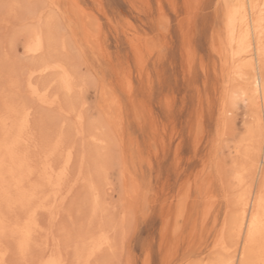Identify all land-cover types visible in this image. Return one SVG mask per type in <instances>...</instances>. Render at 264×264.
<instances>
[{"label": "rangeland", "instance_id": "374dc122", "mask_svg": "<svg viewBox=\"0 0 264 264\" xmlns=\"http://www.w3.org/2000/svg\"><path fill=\"white\" fill-rule=\"evenodd\" d=\"M233 2L0 0V120L11 115V124L10 108L31 114L21 147L38 169L58 140L55 167L73 155L59 199L42 188L48 209L37 212L29 255L19 258L11 231L3 238L8 253L17 248L9 264L52 255L81 264L84 242L100 234L112 248L88 264H217L221 256L243 264L246 240L231 221L241 197L254 199L264 189V172L250 168L264 153V125L257 121L264 111L230 73L225 21ZM36 31L44 34L46 52L35 55L27 46ZM55 60L75 75V92L62 89L57 73L35 75L49 99L61 100L49 107L31 94L27 78ZM1 129L0 121V135ZM5 207L9 225L28 212ZM262 246L260 240L247 249L248 264H256Z\"/></svg>", "mask_w": 264, "mask_h": 264}, {"label": "bare ground", "instance_id": "6f19581e", "mask_svg": "<svg viewBox=\"0 0 264 264\" xmlns=\"http://www.w3.org/2000/svg\"><path fill=\"white\" fill-rule=\"evenodd\" d=\"M233 1H234L233 4H231V6H229V8L227 10L226 21H225L226 22L225 25H226V30H227V37H228L227 43L229 44L228 47L230 49V56H229L230 63H231V67H230L231 72L230 73H231L232 78L234 80L238 81L239 84L244 83L243 84L244 88L250 89L252 91V98H253L252 105L257 110L262 109L264 111V73L262 72V70H263L262 65L264 63V0H233ZM90 42H91V40H90ZM93 42H96V40ZM93 42H91V43H93ZM28 45H29V46H27L28 52H31L35 55L38 53L42 54V52H44L46 49V39L44 37V34L42 32L34 33L32 41ZM29 71H30L29 76H28L29 78H27L28 79V85H29V88L31 90V91L30 90L29 91L31 92V94L33 96L37 97L41 101V103L49 105V107H51L52 105H54V107H55V104L60 102L61 100H59V98L57 99V97H54V96H53L54 97L53 99H51V98L49 99V97L47 96L48 95L47 94L48 93L47 88L41 89L39 87V85H37L33 81V77L35 75H38V74L42 75L44 73H49V72L57 73L59 76L58 81H59V83H60V85L64 91H66L67 93H72L75 90V82H74V81H76V80H74L75 75L72 74L73 72L71 73L70 72L71 70H69L68 67L64 63H62L61 61H56V60L55 61H45L43 64H41V65H39V66L35 67L34 69L29 70ZM241 91H242L243 95L246 93L243 90H241ZM35 97H34V99H35ZM57 100H58V102H57ZM9 110H10L9 111L10 113H13L15 115V117H13V119L11 121V124L9 125L7 123L8 119L11 118L10 114H8V115H10L8 118H4V119L0 120L1 126H2V129H1L2 132L0 135V262H2V264H9L7 261V256H8V254H10V252L8 253V250L6 248H4V247H6L4 245L5 242L3 243V246H2V240L6 235H7L6 237L9 236L7 234L9 231H11L12 232L11 234L14 235L11 237V238H13L12 240H14V237L17 238L18 243L15 241L17 244L14 246L18 245L17 246L18 249L15 248V252H16V249L19 250V253L17 251V254H19L18 255L19 258L21 255H23V256H21L23 259L25 258V256H27L26 255L28 253L27 251L30 250L29 246L31 245V242H33L32 239L36 238V237L32 238V234H34L33 230L34 229H35V231L39 230V227H38V229L37 228L33 229L34 226L38 225L36 223L37 222L36 219L38 218V217L36 218L37 212L39 211V209L42 210L44 208H47L48 197L46 196L47 194L44 195L46 187H44V189H42V188H43V186L48 185L49 187H51L52 191L54 190V192H52L50 190V192H48V196H49V194H50V196L53 195L52 193H54L53 196L57 195L58 194L57 192L60 191L63 182L65 183V179L67 177H69L68 176L69 175L68 174L69 168H70V165H71V162L73 159L72 152L69 151V152H67L68 155H67V158L64 162V165L61 168L58 165L59 169L55 167L54 160H51V155H53L54 152L59 149V146L62 143L60 140H58L56 142L55 146L53 147V150L49 153V155L45 156L46 158L42 162L40 168L39 169L37 168V167H39L38 166L39 164L38 165L35 164V166L36 165L37 166L34 167L35 162L33 161V163L31 164V160H30L31 158L29 159V156H28L29 154L27 155V153L21 147L22 143L26 139H29V137L25 136V133H26L25 131H26V128L29 127V123H30L29 115H31V114L28 111L19 113V111H16L15 108H10ZM79 113H81V111ZM79 119H82L81 115H79ZM263 119H264L263 116H261V114H259L257 121H258L259 127L261 129L263 128V125H264ZM78 124H79V122H78ZM80 125H81V123H80ZM29 128H31V126ZM81 128H82V126L80 127V129ZM77 130L79 131V128ZM30 136H32V134ZM25 145H26V143H25ZM29 147H28V149H29ZM55 153H57V152H55ZM253 161H254L253 166L251 163L250 168L251 169L254 168L256 171H259V172L260 171L264 172V153H263V155L260 156V158L257 156V158L254 159ZM245 170L246 169L243 168L240 170L239 174H237L238 175L237 181L240 185L245 184V179H244V175H243V172H245ZM38 172L40 175L39 177H41V179H40L41 182L38 181L39 183L35 182L36 184H34L32 182L33 180H31V178L34 174H36V177H38L37 176ZM38 180H39V178H38ZM29 181L32 182V185ZM27 183L30 185H28ZM70 187L68 189H70ZM62 188H65V187H62ZM263 188H264V174H263ZM43 190H44V192H43ZM61 191H63V189ZM70 191H72V190H69L67 193L70 194L71 193ZM60 192L58 195H60L62 193V192L61 193ZM67 193H65V194H67ZM41 195H43V196H41ZM58 195L56 197L59 199ZM250 197H251V194H250ZM252 197H255V198L249 199V195L246 196L245 198H244V196H243V198L241 197V200H240L241 206H240L239 212H238L237 216L235 218H233V219H235V221H233V219L231 221V222H234V226H232L233 230H234L233 232L235 233V235L238 238H241L243 236L245 237V240H246V243H248L249 249L252 246H254V244H257V242H259L260 240L264 241V211H262V209L260 207L261 197H264V189L262 191H260L258 194H256V196L252 195ZM61 198H63V195ZM39 199L41 200L40 202L38 201ZM53 199H54V197H53ZM58 199H56L55 201H57ZM63 199L65 201L66 197ZM36 200L39 202V204H37L35 206L32 205L33 202L34 203L36 202ZM93 200H94V203H92V204L94 207V211L96 212L97 209L99 208V196H97V194H96L95 199H93ZM55 201H51L49 203V205L52 203L54 205H56L58 202H55ZM62 201L63 200H61V202ZM38 202H36V203H38ZM4 205L6 206L5 208H9L12 206L13 207L17 206L18 208L20 206L23 209L28 208L27 213L22 211L23 216H25L24 213L27 214L25 216V218L23 217L24 221L22 222L23 219L22 220L20 219L22 222L21 223L20 220L16 219V221H17V223H16L11 219L14 222V226H12L13 222L11 223V225H9L7 220H6V218L9 214L6 216L3 212V209H2V206L4 207ZM61 205L62 204H60V206ZM51 206H50V209H51ZM54 207H56V206H54ZM9 209H11V208H9ZM47 211H49V210H47ZM19 212H20V210H19ZM19 212H18V214H19ZM55 213L57 214L56 211H55ZM249 228H251L254 232V239L252 242H248V229ZM241 233H242V235H241ZM9 234H10V232H9ZM221 238H223V236ZM109 239H111V238H109V236L107 237L105 234H100V235H97L96 238L93 237L90 242H87V243L84 242V246H87L88 249L83 250L85 252L84 256H83L84 252L82 253V255H79L80 263L81 264H88L90 257H92L96 252L103 249L105 246L109 245V241H110ZM7 241H8V239H7ZM107 247H105V248L107 249ZM109 247H111V246H109ZM105 248H104V250H106ZM8 249H9V247H8ZM221 250H222V247H221ZM223 250H222L223 252H226L227 248L224 247ZM247 251L245 253L243 264H248V262H249V261L247 262V257L249 255L250 250H247ZM15 252L13 251L10 255H12V254L14 255ZM28 255H29V253H28ZM47 255H49V254H47ZM62 256L61 255H52L48 258H43V259H40L37 262L36 261L35 262L37 264H69L68 262L65 261V259H63ZM76 257L78 259V255ZM22 258H20V259H22ZM24 262L25 261H23L22 263H24ZM31 262H33V261H31ZM13 263H14V260H13ZM26 263H24V264H26ZM77 263L79 264V261ZM91 263L92 262H90V264ZM217 264H233V259L232 260H228V259L226 260L221 256L219 258Z\"/></svg>", "mask_w": 264, "mask_h": 264}, {"label": "snow or ice", "instance_id": "6c2138e0", "mask_svg": "<svg viewBox=\"0 0 264 264\" xmlns=\"http://www.w3.org/2000/svg\"><path fill=\"white\" fill-rule=\"evenodd\" d=\"M3 7L5 9H8L10 7H13L12 5H8V4H4ZM260 207L262 209V211H264V197H261V200H260ZM242 235V233H241ZM254 239V232L251 228L248 229V242H252ZM243 242V241H242ZM244 248L245 250L247 251L248 249V243H244ZM0 264H2V262H0ZM236 264H242L241 261L237 260L236 261ZM256 264H264V246H262L261 248V254H260V258L259 260L256 262Z\"/></svg>", "mask_w": 264, "mask_h": 264}]
</instances>
